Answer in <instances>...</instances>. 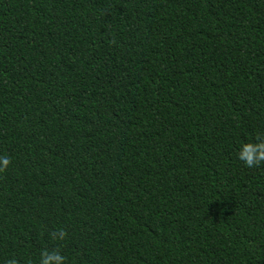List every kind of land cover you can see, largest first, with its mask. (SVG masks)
Segmentation results:
<instances>
[{
	"label": "trees",
	"instance_id": "16d2710c",
	"mask_svg": "<svg viewBox=\"0 0 264 264\" xmlns=\"http://www.w3.org/2000/svg\"><path fill=\"white\" fill-rule=\"evenodd\" d=\"M257 135L264 0H0V264H264Z\"/></svg>",
	"mask_w": 264,
	"mask_h": 264
},
{
	"label": "clouds",
	"instance_id": "9594fccd",
	"mask_svg": "<svg viewBox=\"0 0 264 264\" xmlns=\"http://www.w3.org/2000/svg\"><path fill=\"white\" fill-rule=\"evenodd\" d=\"M236 159L243 166L252 168L264 162V135H257L250 141H242L236 148ZM10 159L5 154H0V171L8 167ZM63 230H55L50 233L53 239H63ZM6 264H17L15 258H9ZM37 264H66V258L58 249H42L39 253Z\"/></svg>",
	"mask_w": 264,
	"mask_h": 264
}]
</instances>
